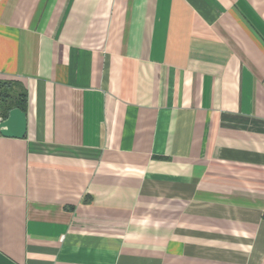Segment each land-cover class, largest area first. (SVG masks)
Segmentation results:
<instances>
[{
    "label": "crops",
    "instance_id": "crops-1",
    "mask_svg": "<svg viewBox=\"0 0 264 264\" xmlns=\"http://www.w3.org/2000/svg\"><path fill=\"white\" fill-rule=\"evenodd\" d=\"M0 82V264H264V0H0Z\"/></svg>",
    "mask_w": 264,
    "mask_h": 264
},
{
    "label": "trees",
    "instance_id": "trees-1",
    "mask_svg": "<svg viewBox=\"0 0 264 264\" xmlns=\"http://www.w3.org/2000/svg\"><path fill=\"white\" fill-rule=\"evenodd\" d=\"M19 108L25 113L26 92L14 83L0 82V117L5 119L9 110Z\"/></svg>",
    "mask_w": 264,
    "mask_h": 264
},
{
    "label": "water",
    "instance_id": "water-1",
    "mask_svg": "<svg viewBox=\"0 0 264 264\" xmlns=\"http://www.w3.org/2000/svg\"><path fill=\"white\" fill-rule=\"evenodd\" d=\"M27 129L26 114L19 108L9 110L5 119L0 120V136L22 139Z\"/></svg>",
    "mask_w": 264,
    "mask_h": 264
},
{
    "label": "built area",
    "instance_id": "built-area-1",
    "mask_svg": "<svg viewBox=\"0 0 264 264\" xmlns=\"http://www.w3.org/2000/svg\"><path fill=\"white\" fill-rule=\"evenodd\" d=\"M0 120H1V118H0Z\"/></svg>",
    "mask_w": 264,
    "mask_h": 264
}]
</instances>
